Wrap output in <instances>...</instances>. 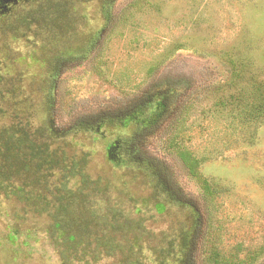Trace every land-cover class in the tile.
I'll use <instances>...</instances> for the list:
<instances>
[{"label":"rangeland","instance_id":"1","mask_svg":"<svg viewBox=\"0 0 264 264\" xmlns=\"http://www.w3.org/2000/svg\"><path fill=\"white\" fill-rule=\"evenodd\" d=\"M0 264H264V0H0Z\"/></svg>","mask_w":264,"mask_h":264},{"label":"trees","instance_id":"2","mask_svg":"<svg viewBox=\"0 0 264 264\" xmlns=\"http://www.w3.org/2000/svg\"><path fill=\"white\" fill-rule=\"evenodd\" d=\"M3 154L1 153V156H2ZM4 160H5V158H4ZM61 164H66V162L65 163H61Z\"/></svg>","mask_w":264,"mask_h":264}]
</instances>
